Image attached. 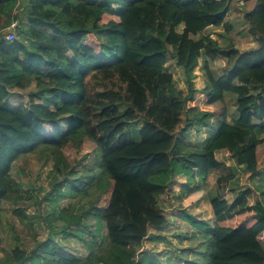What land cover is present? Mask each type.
I'll return each mask as SVG.
<instances>
[{"label":"trees","instance_id":"16d2710c","mask_svg":"<svg viewBox=\"0 0 264 264\" xmlns=\"http://www.w3.org/2000/svg\"><path fill=\"white\" fill-rule=\"evenodd\" d=\"M231 1L27 0L22 7L21 0H0L3 28L9 31L18 22L15 40L0 30V94L19 91L16 107L0 105V223L10 204L13 216L35 230L22 206L31 201V189L13 177L14 165L29 156L52 163V202L67 197L63 187L69 183L79 199L93 192L100 199L111 191L107 208L90 209L97 220L91 240L79 228L82 217L55 203L43 218L52 228L50 237L39 242L33 235L28 250L10 226L15 245L0 264H150L137 256L150 230L169 224L159 198L176 177L193 185L184 192L179 219L203 239L191 249L195 258L182 264H264V182L253 204L249 187L231 190V200L211 198L213 226L184 213L207 194L203 183L222 167L218 152H229L252 177L264 162V0H237L249 6L245 17L259 41L257 49L244 53L205 36L210 28L232 31L224 22ZM170 47L186 90L167 70ZM203 55L209 86L198 92L194 70ZM218 57L226 67L216 78L211 62ZM198 94L207 98L206 106ZM228 95L235 96L236 115L230 119L224 109L215 135L202 147L187 144V132L199 123L208 126L214 107ZM138 122L142 126L133 136ZM86 140L96 147L73 180L65 152L79 151ZM233 179L219 176L218 191ZM65 234L85 243V260L57 246L55 237ZM3 242L0 238V254L6 252Z\"/></svg>","mask_w":264,"mask_h":264},{"label":"rangeland","instance_id":"374dc122","mask_svg":"<svg viewBox=\"0 0 264 264\" xmlns=\"http://www.w3.org/2000/svg\"><path fill=\"white\" fill-rule=\"evenodd\" d=\"M22 7H27V0H21ZM94 3V2H93ZM249 10V6L243 1L232 0L229 3L227 14H225L224 22L232 27V31L227 32L225 28H210L205 33V36L212 40H216L222 48H228L230 44L238 52H250L259 47V41L249 31V23L246 19V13ZM4 23V22H3ZM3 23L0 24V30L4 34H8V29L3 28ZM182 31V27L179 28ZM102 41H106L104 35H100ZM195 40H203L204 36L194 37ZM174 47H170L168 54L167 70L173 76L176 86L181 90L188 88L186 76L182 68L176 65L174 59ZM208 59L203 55L199 60V66L194 70L193 84L194 88L201 92L209 86L208 78L204 69L205 63ZM212 72L216 78L220 77L224 73L226 67L225 59L218 57L214 62H211ZM16 89L8 90L7 93L0 94V105L7 108H14L18 105V94ZM198 101L201 105L206 106V97L198 94ZM224 109L228 110V115L233 118L236 114L235 109V96L228 95L225 103L218 104L214 107L215 117L210 119L208 126L201 123L196 124L195 127L187 132V138L184 141L191 145L203 146L210 136L216 134L219 129L217 124L220 115ZM141 122L135 123L131 129L133 136L137 135L141 128ZM95 145L86 140L82 148L78 151L72 147H68L65 154L69 162L73 166L71 179L77 180L81 176L82 172L86 169V164L91 161L92 151L95 149ZM86 159L84 160V158ZM217 160L222 164L220 169L212 172L210 177L203 183L207 189V194L194 205L185 209L184 213L191 216L195 221H201L211 226L215 223V216L210 204L211 198L216 195H220L224 199H232V191H241L246 187L253 190L254 194L250 197V203L253 204L257 197H260V187L264 182V162L260 167V174L258 176H250L242 168L236 166L234 158L229 152L221 151L216 154ZM53 165L49 161L38 159L36 156H29L26 160L18 162L13 168V177L21 185L29 187L31 189V201L22 205L26 208L27 212L32 216L33 222L35 220V230L30 231L25 228L19 221L13 216L12 205L6 204L4 206L5 215L0 223V238L3 239V248L5 253L0 254V262L6 261L10 258L12 247L15 245V240L12 238V226L17 236L23 241L26 248L31 250L34 247L33 235L36 236V240L39 242L45 241L50 237L52 228L48 227L43 221V218L51 212L55 203L63 209L71 206L75 213L82 217V222L79 225L82 234L91 240L90 233L94 232L97 227V220L91 212L92 207L107 208L111 196V191L100 199L96 198L95 192L86 198L79 199L73 197V193H70L71 184L63 187V192L67 194V197L55 196L51 201V189L49 182L54 175ZM233 175L232 181H225L222 184L221 189L218 191L217 179L219 176ZM60 179L64 178L59 176ZM193 186V185H192ZM192 186L186 185L185 179L182 177H176L169 185L168 191L159 198L160 206L166 212L169 218V224L161 231L150 230L149 239L146 240L140 253L137 256V260L141 262V258L149 262L150 264H182L185 260H193L195 257L191 253V249L202 243L203 239L201 235L196 234L195 227L188 223L186 220H180V216L183 214L180 207L182 199L186 191ZM91 202L93 205H88ZM34 216V217H33ZM61 222L54 223L55 226L61 225ZM53 225V226H54ZM105 233L103 228L102 234ZM264 238V235H263ZM55 242L58 247L64 248L66 254H74L77 258L85 260L88 252L84 242L72 237L69 234L59 235L55 237ZM202 252V251H201Z\"/></svg>","mask_w":264,"mask_h":264},{"label":"built area","instance_id":"2783aa9c","mask_svg":"<svg viewBox=\"0 0 264 264\" xmlns=\"http://www.w3.org/2000/svg\"><path fill=\"white\" fill-rule=\"evenodd\" d=\"M17 26H18L17 21H13L12 24L10 25L9 33L6 36V38L9 41L15 40V29L17 28ZM210 37H212V36H210Z\"/></svg>","mask_w":264,"mask_h":264}]
</instances>
